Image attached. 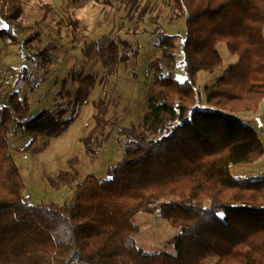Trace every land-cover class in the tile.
<instances>
[{
	"label": "trees",
	"instance_id": "trees-1",
	"mask_svg": "<svg viewBox=\"0 0 264 264\" xmlns=\"http://www.w3.org/2000/svg\"><path fill=\"white\" fill-rule=\"evenodd\" d=\"M171 1L185 20L179 64L185 80L170 76L177 69L178 39L157 27L161 57L149 64L154 80L144 91L138 122L118 131L124 155L109 168V180L88 175L68 203L31 205L6 137L10 128L23 131L31 143L61 134L86 107L92 75L77 81L70 119L61 118L64 110L26 119L29 105L18 92L0 106V264H264V181L237 182L228 167L264 156L257 135L233 116L256 112L264 100V0ZM22 5L23 0H0V21L7 25L0 39L30 49L37 35L21 40L12 30ZM219 43L238 62L199 92L198 73L221 66ZM53 47L48 44L40 55ZM82 53L100 62L110 79L129 59L108 35ZM95 106V125L83 140L91 155L107 138L108 109L103 99ZM58 180L71 184L76 174L60 172ZM155 212L179 228L169 240L174 256L145 255L136 247L132 219Z\"/></svg>",
	"mask_w": 264,
	"mask_h": 264
},
{
	"label": "rangeland",
	"instance_id": "rangeland-1",
	"mask_svg": "<svg viewBox=\"0 0 264 264\" xmlns=\"http://www.w3.org/2000/svg\"><path fill=\"white\" fill-rule=\"evenodd\" d=\"M22 7L20 18L13 23V33L21 40L32 33L37 38L30 49L0 39V106L6 107L7 96L18 92L19 98H26L29 105L26 119L43 110H64L61 118L67 120L71 117L69 108L77 81L86 75L95 78L86 107H81L73 123L61 134L41 136L33 143L23 131L14 128L6 136L26 186L23 195L28 202L60 206L70 201L75 186L88 175L101 182L109 180V168L122 160L125 146L118 131L138 122L144 111V91L154 80L149 64L161 57L154 34L157 27L178 39L177 69L170 76L179 83L184 82L179 64L185 20L178 15L171 0H23ZM6 27L0 21V29ZM104 35L114 38L122 54L129 57L126 64L117 67V75L111 79L105 76L100 62L88 61L82 53ZM48 44L54 47L46 55H40ZM215 50L221 57V66L211 74L198 73L195 90L199 92L213 85L238 62L225 44H217ZM163 75L169 76L168 71L164 70ZM100 99L108 109L105 119L108 123L103 132L107 138L91 155L87 154L83 140L95 125V104ZM202 107L210 110L205 105ZM233 116L257 135L264 148V100L256 112ZM228 167L231 178L237 182L264 181V156L253 164ZM60 172L69 177L76 174V181L62 184L58 180ZM131 223L137 229L132 235L136 247L143 254L175 255L169 240L179 233V228L170 226L158 212L139 213ZM215 262L216 259H209L206 263Z\"/></svg>",
	"mask_w": 264,
	"mask_h": 264
},
{
	"label": "crops",
	"instance_id": "crops-1",
	"mask_svg": "<svg viewBox=\"0 0 264 264\" xmlns=\"http://www.w3.org/2000/svg\"><path fill=\"white\" fill-rule=\"evenodd\" d=\"M262 158H263V157H262ZM262 158H261V159H262Z\"/></svg>",
	"mask_w": 264,
	"mask_h": 264
}]
</instances>
